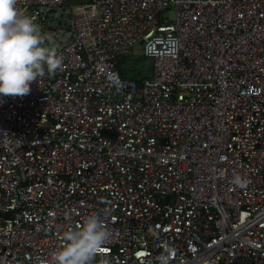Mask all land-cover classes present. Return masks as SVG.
<instances>
[{
	"label": "built area",
	"instance_id": "1",
	"mask_svg": "<svg viewBox=\"0 0 264 264\" xmlns=\"http://www.w3.org/2000/svg\"><path fill=\"white\" fill-rule=\"evenodd\" d=\"M67 1L16 0L62 64L0 98V264H53L91 214L93 264H264V0Z\"/></svg>",
	"mask_w": 264,
	"mask_h": 264
},
{
	"label": "clouds",
	"instance_id": "2",
	"mask_svg": "<svg viewBox=\"0 0 264 264\" xmlns=\"http://www.w3.org/2000/svg\"><path fill=\"white\" fill-rule=\"evenodd\" d=\"M46 39L34 17L17 9L16 0H0V98L28 94L33 81L61 66L62 58ZM232 179L243 185L239 174ZM108 235L99 216L89 215L82 226L65 233L63 246L53 253V264H93ZM173 254L174 249L167 248L158 257L159 264H170Z\"/></svg>",
	"mask_w": 264,
	"mask_h": 264
},
{
	"label": "rangeland",
	"instance_id": "3",
	"mask_svg": "<svg viewBox=\"0 0 264 264\" xmlns=\"http://www.w3.org/2000/svg\"><path fill=\"white\" fill-rule=\"evenodd\" d=\"M86 2H87V0H68L66 2V4L63 6V10H65V12L67 14H69L70 12L78 9V7L80 5H82ZM67 24H68L67 19L65 20V22L60 23V25H67ZM122 60H124L125 66L129 70H131L132 74H138L139 73L141 76L151 74V72L149 70V68L151 67V60L148 58H144L142 56V51H141L140 45H138L136 47V52H135L134 56L123 58Z\"/></svg>",
	"mask_w": 264,
	"mask_h": 264
},
{
	"label": "trees",
	"instance_id": "4",
	"mask_svg": "<svg viewBox=\"0 0 264 264\" xmlns=\"http://www.w3.org/2000/svg\"><path fill=\"white\" fill-rule=\"evenodd\" d=\"M123 58H121L120 60H118V68L120 69V74L122 77H127V78H132V79H135L137 82L143 77L141 76L139 73L138 74H132L131 73V70H129L126 66H125V62L124 60H122ZM151 68H149L150 72H151ZM144 76H149L148 74L147 75H144Z\"/></svg>",
	"mask_w": 264,
	"mask_h": 264
},
{
	"label": "snow or ice",
	"instance_id": "5",
	"mask_svg": "<svg viewBox=\"0 0 264 264\" xmlns=\"http://www.w3.org/2000/svg\"><path fill=\"white\" fill-rule=\"evenodd\" d=\"M103 251H107V249H102Z\"/></svg>",
	"mask_w": 264,
	"mask_h": 264
}]
</instances>
